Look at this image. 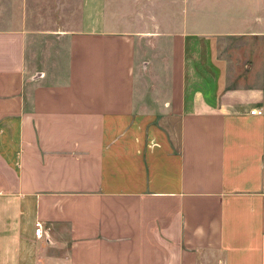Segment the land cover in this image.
Listing matches in <instances>:
<instances>
[{"label": "crops", "instance_id": "crops-1", "mask_svg": "<svg viewBox=\"0 0 264 264\" xmlns=\"http://www.w3.org/2000/svg\"><path fill=\"white\" fill-rule=\"evenodd\" d=\"M69 1L0 0V264H264V0Z\"/></svg>", "mask_w": 264, "mask_h": 264}, {"label": "rangeland", "instance_id": "rangeland-1", "mask_svg": "<svg viewBox=\"0 0 264 264\" xmlns=\"http://www.w3.org/2000/svg\"><path fill=\"white\" fill-rule=\"evenodd\" d=\"M15 2L16 5L13 6L15 9L12 10L10 7L14 16L24 23L30 22L31 19L36 29L45 34L56 35L61 32L66 22H70V14L66 15L69 0H15Z\"/></svg>", "mask_w": 264, "mask_h": 264}, {"label": "built area", "instance_id": "built-area-1", "mask_svg": "<svg viewBox=\"0 0 264 264\" xmlns=\"http://www.w3.org/2000/svg\"><path fill=\"white\" fill-rule=\"evenodd\" d=\"M256 113H258V111H256V110L251 112L252 115H255ZM35 234H36L37 238H41L43 236V229H42L41 224H37V229H36Z\"/></svg>", "mask_w": 264, "mask_h": 264}]
</instances>
